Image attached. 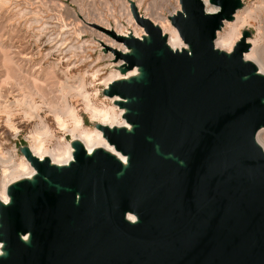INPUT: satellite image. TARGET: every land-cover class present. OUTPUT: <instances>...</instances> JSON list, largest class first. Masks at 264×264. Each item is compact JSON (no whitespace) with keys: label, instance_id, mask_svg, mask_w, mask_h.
Returning <instances> with one entry per match:
<instances>
[{"label":"water","instance_id":"obj_1","mask_svg":"<svg viewBox=\"0 0 264 264\" xmlns=\"http://www.w3.org/2000/svg\"><path fill=\"white\" fill-rule=\"evenodd\" d=\"M171 18L188 50H171L148 20L132 38L127 68L139 79L109 84L125 127L100 126L127 164L73 145L57 167L24 156L33 181L10 185L0 202V264H264V75L212 40L240 0H179ZM128 215L135 218L128 219ZM26 236V240L23 237Z\"/></svg>","mask_w":264,"mask_h":264},{"label":"bare ground","instance_id":"obj_2","mask_svg":"<svg viewBox=\"0 0 264 264\" xmlns=\"http://www.w3.org/2000/svg\"><path fill=\"white\" fill-rule=\"evenodd\" d=\"M140 1L137 0L135 4L133 0H121L120 8H118V10H122L123 6L127 16L126 22L132 24V26L134 23L138 25L141 28L139 33L135 29L132 31L129 27L125 31L126 33H124L117 20H114V28H111L107 19L98 11L90 14L92 16L91 22L97 28L94 31L95 36L103 40L102 44L113 54V58L110 60V67L115 71L100 81V84L104 86L102 96L108 99L107 103L100 101V104H96L98 89L92 94L86 88V78L80 74L77 77H73L71 70L64 71L63 75L57 74L56 71L49 72L41 81L39 77L35 78L31 86H19L18 82L14 80L11 82L10 89H14L13 91H9L11 100H8V103L2 106L4 108L3 113L5 111V121L8 127L15 132L17 131V127L14 121L18 118L31 127L28 136L31 143L27 148L38 160L47 159L50 164L57 167L66 166L73 159V145L80 143L88 155L95 149L101 148L113 154L124 166L127 164V157L116 152L113 146L107 143L99 127H125L127 130H131L132 128V125L128 124L122 117L126 109L115 104L117 100L122 99L117 95L107 96L104 93L109 84L114 81L130 80L131 78L139 79L142 76L140 66L127 68L128 64L125 60V55L133 52L132 46H129V40L132 38L148 40L144 21L148 20L160 30L162 37L165 38L166 45L171 50L179 52L183 49L188 50L187 43L181 38L177 28L171 21V18L178 11H181L179 0L176 2L174 11L166 15L170 24L160 13H157V16H152L150 19L146 15L144 16L139 13ZM164 1L160 0V2ZM201 1L203 2L205 13H215L218 11L219 7L211 3L210 0ZM240 2L241 6L235 10L231 17L221 21L220 27L215 31L212 44L214 49L229 54L233 51L235 45L242 40L243 33L246 32L248 35L244 38V41L248 45V49L243 52L242 59L251 62L255 66L256 74L264 75V0H254L253 3L247 6H245L243 0H240ZM150 4H152V1ZM148 8H150V5ZM150 10H154V8H150ZM66 14L65 16L73 18L77 22V25L81 24L75 12L72 13L66 9ZM251 20H254L256 25V32L252 39L253 34L250 35L251 30L249 27H245ZM117 41L121 43L122 49H116L115 45H118L116 44ZM78 69L76 68L77 71H79ZM93 71L91 77L95 79L97 71ZM79 100H81L83 105L82 109L89 114L90 120L94 122L92 127L82 123L80 110L74 105ZM50 121H52L51 124L53 125L50 124ZM91 121L90 123H93ZM55 129H68L72 135L68 141L59 140ZM255 139L264 152V127L258 129ZM0 160L3 164L0 202L7 204L10 200L7 193L8 187L23 179L33 181L36 170L31 166L30 161L24 154L19 157L18 162L13 161L10 155L6 158L2 157ZM128 219L130 221L135 220L131 215H128ZM23 239L26 240V236ZM2 254H5V250L2 243H0V255Z\"/></svg>","mask_w":264,"mask_h":264},{"label":"rangeland","instance_id":"obj_3","mask_svg":"<svg viewBox=\"0 0 264 264\" xmlns=\"http://www.w3.org/2000/svg\"><path fill=\"white\" fill-rule=\"evenodd\" d=\"M133 1L136 4L137 0ZM243 1L247 6L254 0ZM176 2L177 0H141L139 13L149 19L157 16V13L166 18V15L176 8ZM120 4L121 0H0V159L10 155L13 161L18 162L24 149L31 143L28 137L31 128L29 125L18 118L14 121L17 127L15 132L5 121L2 106L11 100L9 91L14 90L10 89L13 80L18 82L19 86H31L35 78L39 77L41 81L49 72L56 71L57 74L63 75L64 71L71 70L73 77L80 74L86 78V88L92 94L98 89L96 104L102 101L107 103L108 99L102 96L104 86L100 81L115 71L110 67L113 54L102 44L103 40L95 36L94 31L97 28L91 22L90 14L98 11L107 19L111 28H114V20H117L124 33L128 27L139 33L141 28L138 25L134 23L132 26L126 22L127 16L123 6L122 10H118ZM149 5L154 10H150ZM66 9L77 14L82 26L77 25L70 16H65ZM168 23L170 24L169 21ZM245 27L251 30L252 39L256 32L255 21L251 20ZM116 44V49H122L119 41ZM76 68H79V71ZM93 70L97 71L95 79L91 77ZM74 105L80 110L82 123L92 127L94 122L82 109L81 100ZM55 133L59 140L64 141H68L72 135L68 129H55ZM2 165L0 160V185Z\"/></svg>","mask_w":264,"mask_h":264}]
</instances>
